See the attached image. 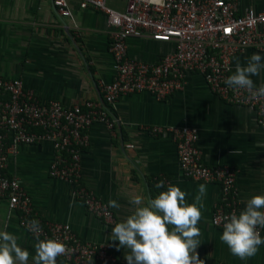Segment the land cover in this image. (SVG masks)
I'll use <instances>...</instances> for the list:
<instances>
[{
  "label": "crops",
  "instance_id": "obj_1",
  "mask_svg": "<svg viewBox=\"0 0 264 264\" xmlns=\"http://www.w3.org/2000/svg\"><path fill=\"white\" fill-rule=\"evenodd\" d=\"M124 2L107 0V5L121 10ZM237 6L239 12L245 8L257 11L264 8V0H237ZM68 7L70 17L61 18L51 0H0V77L20 80L39 103H99V85L108 83L113 75L105 18L90 7L79 9L75 0H68ZM171 50V43L154 42L145 36L126 39L127 57L138 62L156 63ZM253 53L258 52L246 49L232 56L231 74L237 63L246 65ZM251 79L258 87L264 82V70ZM109 112L113 127L93 123L84 133L87 140L79 148V161L80 185L107 206L109 200L120 205L108 206L112 222L86 213L72 195L74 187L48 176L54 151L47 143L18 146L7 164L8 173L17 178L30 198L35 220L68 224L80 240L107 246L116 264H127L124 256L128 249L119 248V242L111 240V232L134 213L137 206L130 201L141 197L142 206H146L171 184L186 193V203H194L199 185L205 184L198 224L199 258L204 264H264V244L248 260L230 253L220 240L223 231L210 224L212 209L220 199L219 186L183 177L171 135L151 132L154 126L197 129L202 164L227 166L234 172L233 199L239 214L253 195H264V137L253 110L225 103L209 91L200 75L188 73L181 89L164 99L146 92L130 94L120 97ZM159 181H164L163 188L155 187ZM18 218L17 212L0 202V231L16 236L18 246L30 253L28 264H33L37 241L23 230Z\"/></svg>",
  "mask_w": 264,
  "mask_h": 264
},
{
  "label": "built area",
  "instance_id": "obj_2",
  "mask_svg": "<svg viewBox=\"0 0 264 264\" xmlns=\"http://www.w3.org/2000/svg\"><path fill=\"white\" fill-rule=\"evenodd\" d=\"M75 1L79 9L90 7L105 18L112 78L100 83L99 103L86 101L66 106L55 100L39 103L20 80L0 77V202L18 213L20 226L36 241L56 239L66 245L68 251L57 258V263L116 264L107 246L80 240L68 224L39 222L41 231L29 230V222L35 220L31 201L17 178L8 173L9 156L18 146L49 144L54 158L48 166V176L74 187L72 195L86 213L111 223L110 208L80 185L79 148L86 145L84 133L93 123L113 127L109 107L120 97L146 92L164 99L181 89L185 74L196 73L220 100L253 110L264 137V98L253 99L246 90H233L225 83L232 75V56L246 49L264 56V8L239 12L237 0H125L123 8L115 10L107 0ZM51 4L59 17H70L68 0H51ZM143 36L171 43V52L152 64L129 59L126 39ZM151 132L171 135L183 177L219 186L220 199L214 204L210 224L223 231V218L237 214L233 170L202 164L195 128L154 126ZM261 229L257 228L260 235Z\"/></svg>",
  "mask_w": 264,
  "mask_h": 264
},
{
  "label": "clouds",
  "instance_id": "obj_3",
  "mask_svg": "<svg viewBox=\"0 0 264 264\" xmlns=\"http://www.w3.org/2000/svg\"><path fill=\"white\" fill-rule=\"evenodd\" d=\"M264 70V56L253 53L246 65L235 66V71L225 80L233 90H246L253 99L264 98V82L258 87L251 77ZM156 188H163L159 181ZM207 187L201 184L194 203H186V193L178 186L169 184L148 201L146 206L141 197L130 201L136 205L133 214L117 223L111 232V240L119 242V248L128 249L124 259L127 264H204L197 248L201 235L199 222L202 220V199ZM108 206L119 208L115 200ZM264 195H253L246 207L223 218L220 240L230 253L240 260L254 257L262 244L257 228H264ZM30 231H41L39 221L32 220ZM33 264H57V258L68 251L66 245L56 239L38 240L35 245ZM30 253L18 246L17 237L6 230L0 231V264H28Z\"/></svg>",
  "mask_w": 264,
  "mask_h": 264
}]
</instances>
